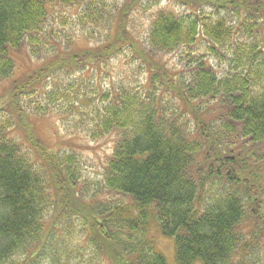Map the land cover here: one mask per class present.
<instances>
[{
	"label": "trees",
	"instance_id": "1",
	"mask_svg": "<svg viewBox=\"0 0 264 264\" xmlns=\"http://www.w3.org/2000/svg\"><path fill=\"white\" fill-rule=\"evenodd\" d=\"M113 1L0 0V84L13 53L38 64L4 86L0 264H167L157 233L173 240L174 264H264V0L159 9L143 49L123 20L110 30ZM150 1L133 5L146 15ZM95 33V46L77 47ZM120 56L138 60L144 87L100 84ZM93 73L97 86L80 94ZM64 75L68 91L55 93ZM49 112L85 116L92 137L117 132L102 172L106 199L81 205L80 156L51 148V125L25 126L28 113Z\"/></svg>",
	"mask_w": 264,
	"mask_h": 264
},
{
	"label": "rangeland",
	"instance_id": "2",
	"mask_svg": "<svg viewBox=\"0 0 264 264\" xmlns=\"http://www.w3.org/2000/svg\"><path fill=\"white\" fill-rule=\"evenodd\" d=\"M113 1V0H111ZM135 1L137 0H114L113 3L116 7L115 9V15L116 18L114 20L110 21V30H115L118 21L119 23L121 20H123V26L127 28V30H130L132 33L135 34V49H143L144 47H147L145 44V36H146V29L151 21V19L156 15V13L159 11V9H167L171 10L175 15H179L182 12H190L187 8L183 7L182 3L190 4V0H151V5L149 6V9L146 12V15H143L138 7H134L133 4H136ZM139 3L141 1V6H145V3L147 0H138ZM133 5V6H132ZM53 8V7H52ZM51 8V13H53ZM131 9L132 14L130 18L123 17L125 13V9ZM59 9L60 12L64 13V15H67L69 17L74 18V15L76 11H73V8H63L55 6V11ZM119 17H123L119 20ZM69 18L67 20V27H68ZM238 27V24L235 26ZM77 27L76 30H74L73 37L77 40L79 37H83V33L81 30ZM68 30V29H67ZM69 31V30H68ZM107 31H109L107 29ZM262 35L264 34V31L261 32ZM91 38L88 40L87 44L85 43H77V47L79 48H85L86 46L88 48H91L97 44L95 40H92L93 38H97V34H93L90 36ZM62 51H58V53H61ZM24 56H28L27 52H23ZM14 62H15V69L12 73V75L1 82L0 84V93L3 92V96L0 98V108L10 98V94L8 90H4V86L7 87L10 85L11 81L13 79H16V77H21L26 71L32 70L35 68L38 64L33 59L29 61H26L24 58H19L18 54H12ZM160 58L162 57L159 55ZM162 60L164 62L169 63L170 65H173L176 63V57L175 55H168L163 56ZM123 57H119L116 59H111L109 61L108 66L106 67V70L103 71V73L100 75L102 77L100 84L103 87L109 86L112 83H116L120 78L122 79L121 82H124L128 85H131L132 87H144L145 83V77L144 74L139 72L137 70L138 65L137 61L135 63H127V65H124ZM21 67V71H19ZM137 70V72H136ZM106 72V74H104ZM96 73V72H95ZM93 73L94 78H90L88 76H85L82 80H84V85H80L81 82H79V85L82 87L83 91H80V94L83 93L87 95L84 86L88 87L92 83L96 85L99 82V78L97 75ZM101 73V71L99 72ZM123 74V75H122ZM122 75V76H120ZM67 75H64V78L62 80H53L52 88L54 92L56 93L57 88L61 91H64L65 87L68 91L67 87V81L72 80L73 78H66ZM95 79V81H94ZM124 80V81H123ZM5 91V92H4ZM84 96V95H83ZM31 116V119L25 120V126H27L28 130H32L36 127H42L46 125H51V128L47 129V134L49 136V140H51L50 143L53 145L51 148L54 151H63V152H74L78 154L81 158V164L79 168V177L82 189V195L80 197L81 205L87 204L88 202L94 200H100V199H106V196H103L107 194V192L102 188V172L103 167L105 164L106 159L111 154L113 142H114V135L117 133L116 131H111L109 133L111 134H104L101 137H92L91 132L97 131V127L93 125L90 121L87 120V118L81 114H75L73 116H69L68 118L61 119L59 115L52 113L48 114V117L43 118L40 116L33 115L32 113H28ZM21 135L24 136L23 130L19 129ZM114 198V197H113ZM71 208V207H69ZM77 208V207H76ZM69 211H73L72 216H76V220L82 221V218H80L81 214V208H78V210L75 209H68ZM78 211V212H77ZM80 223V222H79ZM154 230V229H153ZM75 230H72V233H74ZM152 233V232H151ZM156 238L155 241V247L159 253H161L165 259L167 264H174V246H173V240L169 238H164L160 234L155 235ZM195 264H201L200 262H197Z\"/></svg>",
	"mask_w": 264,
	"mask_h": 264
}]
</instances>
